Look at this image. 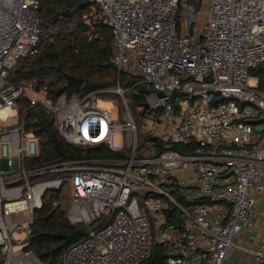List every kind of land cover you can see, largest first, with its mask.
<instances>
[{"label":"built area","instance_id":"obj_1","mask_svg":"<svg viewBox=\"0 0 264 264\" xmlns=\"http://www.w3.org/2000/svg\"><path fill=\"white\" fill-rule=\"evenodd\" d=\"M39 5L0 0V264H45L29 249L35 215L65 186L68 220L85 234L62 264H141L155 243L169 264H232L238 250L264 264V237L254 249L236 240L255 227L264 193V90L250 74L264 64V0H91L87 21L113 32L116 85L55 98L9 78L38 51ZM141 85L149 113L137 120L127 94ZM37 110L54 117L69 144L125 156L33 165L30 136L39 148L41 138L28 117Z\"/></svg>","mask_w":264,"mask_h":264},{"label":"trees","instance_id":"obj_2","mask_svg":"<svg viewBox=\"0 0 264 264\" xmlns=\"http://www.w3.org/2000/svg\"><path fill=\"white\" fill-rule=\"evenodd\" d=\"M41 39L36 54L21 60L11 71L10 80L16 85L32 84L35 89H48V95L55 98L61 93L82 96L97 89H112L115 87L118 69L112 62L113 32L101 23L90 24L87 21L92 5H82L84 0H39ZM65 74L73 75L83 80L81 89H76L67 83ZM250 74L259 79V88L264 90V64L251 70ZM122 84L128 87L130 77L121 72ZM130 107L136 119H140L148 102L149 90L141 85L130 91ZM29 103L23 98V106ZM138 107H143L138 111ZM28 129L40 136V152L32 160V164L43 166L59 161L77 158H120L124 152H116L105 146L82 149L69 144L55 125L52 115L40 110L28 117ZM159 150L163 144L156 143ZM175 149L187 152L195 149L174 146ZM174 194L185 206L195 203L187 201L175 190ZM61 191H52L44 198L43 207L36 212L29 249H31L45 264H62L68 247L61 246L64 235L71 234L80 228L68 220V210L60 205ZM55 202H58L55 205ZM205 203V200L198 201ZM172 221L182 225L183 218L178 212L168 211ZM80 238V237H79ZM78 238V239H79ZM76 239V240H78ZM165 245L155 243L152 255L141 264H169Z\"/></svg>","mask_w":264,"mask_h":264},{"label":"crops","instance_id":"obj_3","mask_svg":"<svg viewBox=\"0 0 264 264\" xmlns=\"http://www.w3.org/2000/svg\"><path fill=\"white\" fill-rule=\"evenodd\" d=\"M134 113V112H133ZM135 115V114H134ZM140 116V115H139ZM136 117V116H135ZM264 208V193L259 195V203L257 213L255 214L256 225L250 231H245L236 240L247 248H257L264 237V216L261 214ZM251 256L245 251H236L235 255L231 258L232 264H251Z\"/></svg>","mask_w":264,"mask_h":264},{"label":"rangeland","instance_id":"obj_4","mask_svg":"<svg viewBox=\"0 0 264 264\" xmlns=\"http://www.w3.org/2000/svg\"><path fill=\"white\" fill-rule=\"evenodd\" d=\"M202 20H204V19H202ZM201 23H202L201 20L198 21L196 23V28H198ZM103 105L108 106L109 108L111 107V105L109 103H103ZM115 142H116V144L120 143V137L119 136L115 137ZM29 149H30V154L32 156H37L39 154L40 148H39L38 141L32 135L30 136V140H29ZM8 151H9V144L8 143H3L2 146H1V156L3 158L2 161H3L4 166L6 164V157L8 155ZM51 192L52 191H49L46 196H49V194ZM61 197H62V199L59 202L60 205L63 208H65L66 210H69L70 205H71V201L69 199L67 186H65L64 189L61 191ZM57 204H58V202H57ZM57 204H55V205H57Z\"/></svg>","mask_w":264,"mask_h":264},{"label":"water","instance_id":"obj_5","mask_svg":"<svg viewBox=\"0 0 264 264\" xmlns=\"http://www.w3.org/2000/svg\"><path fill=\"white\" fill-rule=\"evenodd\" d=\"M89 4H91V0H84L82 3V5H89ZM65 77H66L67 83L69 85L74 86L78 90L81 89V87L83 85V80L81 78H78L76 76L69 75V74H65ZM160 95H162V93H160ZM145 106H146V108H148L149 104L147 103ZM153 140L155 141L156 138L154 137ZM84 234H85V228L80 227V228L74 230L71 234L64 235L63 236L64 242L62 243L61 246L64 247V246L68 245L69 243L78 239L80 236H82Z\"/></svg>","mask_w":264,"mask_h":264}]
</instances>
